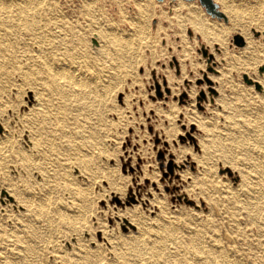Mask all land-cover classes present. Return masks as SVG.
<instances>
[{"label":"rangeland","instance_id":"1","mask_svg":"<svg viewBox=\"0 0 264 264\" xmlns=\"http://www.w3.org/2000/svg\"><path fill=\"white\" fill-rule=\"evenodd\" d=\"M213 2L224 19L198 0H31L58 54L72 46L61 65L87 82L77 89L94 140L85 166L66 139L76 130L53 119L35 137L29 169L0 153V207L17 189L50 199L53 210L64 205L77 222L63 224L54 211L43 217L28 262L121 264L119 251L138 238L143 250L131 257L138 264L156 231L168 252L199 230L204 245L222 236L230 258L264 264V0ZM1 28L0 49L13 46L22 73L2 60L0 119L22 116L50 82L42 68L28 70L32 42ZM8 122L13 141L27 144V132ZM6 129L0 125V139ZM10 248L0 241V252Z\"/></svg>","mask_w":264,"mask_h":264},{"label":"bare ground","instance_id":"2","mask_svg":"<svg viewBox=\"0 0 264 264\" xmlns=\"http://www.w3.org/2000/svg\"><path fill=\"white\" fill-rule=\"evenodd\" d=\"M5 1L6 2L0 7V11L4 14V17H0V25L3 27L1 28L3 34L9 37H17L18 40L25 38V40L28 39L32 42V44L28 46L31 47V49H33V47L36 48L35 50H31V52H34L35 65L28 70L32 71L34 67L42 68L46 71V76L50 78V82L47 85L48 90L46 92L40 94L33 93L32 99L34 104L27 108L28 111L22 116H20L22 113L18 116V113L14 114V111L8 117L1 116L2 128L3 130L7 128V132H5V136H2L3 138L0 139V153H6V156L13 155L20 157V169H29L30 166L34 164L32 162V152L36 154L38 147L35 137L50 129V123H52L54 119L56 126L60 129L70 128L76 130L75 133L78 134V137L74 138V135H67L66 139L70 149L76 150L81 157L80 163L83 162L85 164L86 162V166L88 164V158L85 157L87 155L85 148L90 146V144H92L91 140L94 139L93 137L90 138L93 132L87 125L89 119L87 112L88 102L85 101V98L79 90L86 88L87 84L85 83L87 82H83L82 80L76 81L71 72L62 68L61 65L62 58L66 57L64 55L71 56L68 48H72V46L70 42H68L69 46L67 45V50L58 54L59 50L62 49H55V41L57 38L54 34L49 32L47 23L43 19L40 20V16L43 13L41 14L40 7H33L31 5V0ZM12 47L8 48V46H5L0 49V72L3 67L2 60L6 59L15 71L19 70L20 75L22 71L16 62L15 52H13ZM62 80H64L65 83H63ZM74 88H76V90H74ZM77 88H79V90ZM16 94H18V92L11 95ZM6 104L9 105L8 99L5 100L1 107L3 108ZM9 120H13L14 125L19 126L18 132H27L29 136L27 144L20 140H17V143L13 141V134L15 133H12L8 127ZM20 143H24L27 149H25L23 145L21 146ZM170 166L171 164L167 165V167ZM35 170L37 172L39 171V167H37L36 164ZM37 181L40 182L41 179L38 178ZM31 184L36 183L32 182ZM6 193L11 196L12 201L10 204L0 207V241L11 248L7 253L0 252V264H33V262L30 263L27 260L32 250V246L30 245L32 241L31 236H36V228L39 226L41 219L43 217L48 218L49 216H53V211L58 216L62 215L61 219L63 224H70L71 226L77 224V222L74 223V219L72 220L67 215H64L65 211L68 209L64 205H62L64 207L62 209L64 210L51 209L50 199L48 198L46 199L44 197L40 199L35 196L36 194L33 195L31 193V195L25 196V194L20 193L17 189L13 192L7 191ZM168 223L174 224L171 222ZM156 234V240L146 245V256L138 264H243V261H245L244 259H236L235 256L230 258L228 255V245L221 240L222 236L218 237V235H211L207 241V245H204V237L201 235L200 231L197 230L195 233H190L188 240H182L180 243L176 242V246L171 247L168 253L166 252V245L163 242L164 239H162L160 232L156 231ZM139 236H141L140 233ZM136 237L138 236L136 235ZM137 239L131 242L125 250L119 251L118 254L121 255L120 258L123 259L121 264H135L131 257H134L133 254L137 253L142 248H140L138 244L139 240ZM167 240L170 239L168 238L165 241ZM77 248L76 251L79 253L85 256L91 253V255L93 254L95 257L94 253L88 250L83 244H78ZM167 255L173 257L172 261H168ZM35 264L42 263L36 262Z\"/></svg>","mask_w":264,"mask_h":264},{"label":"water","instance_id":"3","mask_svg":"<svg viewBox=\"0 0 264 264\" xmlns=\"http://www.w3.org/2000/svg\"><path fill=\"white\" fill-rule=\"evenodd\" d=\"M156 1L163 2L165 0H156ZM169 1H173V0H169ZM185 1H194V0H185ZM198 2L205 9L206 13L209 14L211 17H217L218 19L225 18L223 13L220 10H218V5L214 3L213 0H198ZM242 45H243V41L241 40V46ZM256 88L259 89L260 87L257 86ZM126 203H129V201H127Z\"/></svg>","mask_w":264,"mask_h":264}]
</instances>
